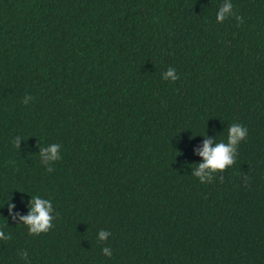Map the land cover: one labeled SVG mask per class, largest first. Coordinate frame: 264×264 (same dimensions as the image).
I'll return each mask as SVG.
<instances>
[{"label": "trees", "instance_id": "16d2710c", "mask_svg": "<svg viewBox=\"0 0 264 264\" xmlns=\"http://www.w3.org/2000/svg\"><path fill=\"white\" fill-rule=\"evenodd\" d=\"M223 3L0 0V264H264V0H231L239 26ZM233 123L235 164L202 184ZM36 195L59 214L39 236Z\"/></svg>", "mask_w": 264, "mask_h": 264}, {"label": "clouds", "instance_id": "9594fccd", "mask_svg": "<svg viewBox=\"0 0 264 264\" xmlns=\"http://www.w3.org/2000/svg\"><path fill=\"white\" fill-rule=\"evenodd\" d=\"M234 16L237 20L239 26L243 23V18L235 15L233 11V4L231 0H224V3L219 7L217 11V23H223L229 17ZM164 80H171L175 82L179 79L176 74V70L169 67L167 71L163 73ZM33 97L26 95L24 97L23 103L27 105ZM248 136V129L241 124L233 123L227 131V142H216L213 147V140L210 138H205L203 142L202 149L198 150V155L203 157V163L196 165L192 175L203 184L211 183L214 179V175L217 173H222L228 167L232 166L236 162L237 149L241 141H244ZM21 137L17 136L13 140V145L15 148L19 147V141ZM61 145L58 143H53L47 147H41L39 153L40 161L46 167V171L52 172V162H56L61 159L60 155ZM220 182L223 183L224 177L221 176ZM247 184V178L245 179ZM15 205L9 204V214H12V208ZM18 215V213L16 214ZM59 214L57 213L56 216ZM53 215V205L50 199H44L39 195L32 196L30 204V212L27 216L20 217L23 221V225L27 227L29 235L39 236L41 234L48 233L53 227V220L56 218ZM15 219V216H13ZM111 235L109 231L100 230L98 233V240L101 242L107 241V238ZM11 234L5 235L3 230H0V240L8 241L11 240ZM103 255L106 257L112 256V250L109 247H104L102 249ZM21 259L28 260L27 251H22L19 253ZM28 264H31L29 261Z\"/></svg>", "mask_w": 264, "mask_h": 264}]
</instances>
